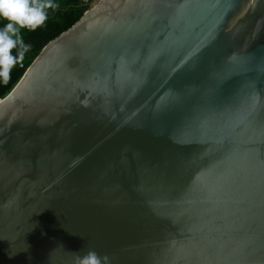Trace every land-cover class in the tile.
Wrapping results in <instances>:
<instances>
[{"label":"water","instance_id":"water-1","mask_svg":"<svg viewBox=\"0 0 264 264\" xmlns=\"http://www.w3.org/2000/svg\"><path fill=\"white\" fill-rule=\"evenodd\" d=\"M264 264V0H98L0 100V264Z\"/></svg>","mask_w":264,"mask_h":264},{"label":"trees","instance_id":"trees-1","mask_svg":"<svg viewBox=\"0 0 264 264\" xmlns=\"http://www.w3.org/2000/svg\"><path fill=\"white\" fill-rule=\"evenodd\" d=\"M46 2L47 0H36L37 4ZM97 2L98 0H52L53 7L44 9L47 19L42 26L34 31L20 30L19 34L29 48L24 53L23 60L11 69L7 82L0 79V100L14 89L43 48L77 23ZM18 50L20 49H13L12 54L15 56Z\"/></svg>","mask_w":264,"mask_h":264},{"label":"clouds","instance_id":"clouds-1","mask_svg":"<svg viewBox=\"0 0 264 264\" xmlns=\"http://www.w3.org/2000/svg\"><path fill=\"white\" fill-rule=\"evenodd\" d=\"M52 7V0L44 4H37L36 0H0V79L4 82L29 48L24 44L20 30L34 31L42 26L47 19L44 9ZM13 49H20L15 56ZM84 264H98L95 254H91Z\"/></svg>","mask_w":264,"mask_h":264}]
</instances>
